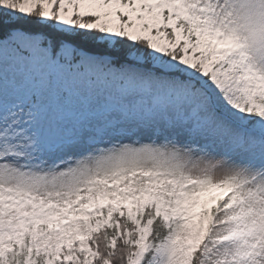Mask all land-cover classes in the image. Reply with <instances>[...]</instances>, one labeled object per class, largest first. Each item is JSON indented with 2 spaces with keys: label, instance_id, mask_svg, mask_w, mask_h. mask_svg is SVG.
I'll return each instance as SVG.
<instances>
[{
  "label": "snow or ice",
  "instance_id": "6c2138e0",
  "mask_svg": "<svg viewBox=\"0 0 264 264\" xmlns=\"http://www.w3.org/2000/svg\"><path fill=\"white\" fill-rule=\"evenodd\" d=\"M0 264H264V0H0Z\"/></svg>",
  "mask_w": 264,
  "mask_h": 264
}]
</instances>
